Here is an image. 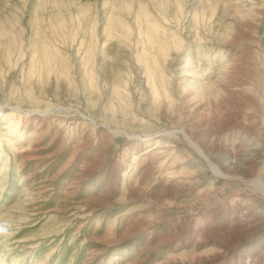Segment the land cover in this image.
<instances>
[{
  "label": "rangeland",
  "instance_id": "1",
  "mask_svg": "<svg viewBox=\"0 0 264 264\" xmlns=\"http://www.w3.org/2000/svg\"><path fill=\"white\" fill-rule=\"evenodd\" d=\"M263 121L264 0H0V264H264Z\"/></svg>",
  "mask_w": 264,
  "mask_h": 264
},
{
  "label": "bare ground",
  "instance_id": "2",
  "mask_svg": "<svg viewBox=\"0 0 264 264\" xmlns=\"http://www.w3.org/2000/svg\"><path fill=\"white\" fill-rule=\"evenodd\" d=\"M263 125H264V121H263ZM181 132H182V134L184 135V137H185L187 143H188V144L190 143V144L192 145V147H194V148L197 150V152L200 153V155H202L203 157H205V155L202 153L201 148L199 147V145H198L197 143H195V142H194V141L188 136L187 133H185L184 131H181ZM205 158H206V160H207L208 167L212 170V172H214L215 174H218V175L222 174V175H224V176H228V175L225 174L221 169H219V168H218V165H216L215 163H213V162L211 161L210 158H207V157H205ZM255 182H256L257 184H260V185H261V183H260L259 181L255 180ZM262 186H264V184H263Z\"/></svg>",
  "mask_w": 264,
  "mask_h": 264
},
{
  "label": "clouds",
  "instance_id": "3",
  "mask_svg": "<svg viewBox=\"0 0 264 264\" xmlns=\"http://www.w3.org/2000/svg\"><path fill=\"white\" fill-rule=\"evenodd\" d=\"M6 231L7 229L3 225H0V233L6 232Z\"/></svg>",
  "mask_w": 264,
  "mask_h": 264
}]
</instances>
